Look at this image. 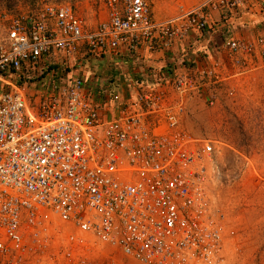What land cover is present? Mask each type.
<instances>
[{
	"label": "built area",
	"instance_id": "obj_1",
	"mask_svg": "<svg viewBox=\"0 0 264 264\" xmlns=\"http://www.w3.org/2000/svg\"><path fill=\"white\" fill-rule=\"evenodd\" d=\"M105 1L107 17L93 27L69 5L44 3L10 15L0 34V264H115L116 252L139 264H216L221 229L208 188L217 142L188 135L182 118L189 100L213 107L217 95H235L264 63V34L228 39L224 62L206 69L169 63L125 101L114 80L93 89L69 60L168 49L211 31L212 12L222 22L248 0H205L164 21L147 0ZM108 107L119 109L108 116Z\"/></svg>",
	"mask_w": 264,
	"mask_h": 264
},
{
	"label": "rangeland",
	"instance_id": "obj_2",
	"mask_svg": "<svg viewBox=\"0 0 264 264\" xmlns=\"http://www.w3.org/2000/svg\"><path fill=\"white\" fill-rule=\"evenodd\" d=\"M44 3L71 6L88 27L107 17L105 0H0V34L10 15L36 14ZM259 74L255 80L254 75L243 79L234 87L235 95L213 109L217 124H209L212 112L205 104L202 125L182 120L191 137L217 142L219 174L212 176L208 188L213 218L221 229L216 264H264V70ZM229 85L233 87V82ZM111 253L106 247L98 255L105 258ZM114 258L115 264H139L117 252Z\"/></svg>",
	"mask_w": 264,
	"mask_h": 264
},
{
	"label": "crops",
	"instance_id": "obj_3",
	"mask_svg": "<svg viewBox=\"0 0 264 264\" xmlns=\"http://www.w3.org/2000/svg\"><path fill=\"white\" fill-rule=\"evenodd\" d=\"M204 1L147 0V4L152 19L164 21L190 11L200 6ZM105 11L107 12L106 8ZM98 18H100V15H98ZM219 19H221V15L217 12H212L209 20L215 27L209 31L210 33L208 32L209 34L202 35L191 32L182 42L174 43L168 49L150 50L145 44L133 54H128L123 49H119L111 54L97 56L92 54L84 56L82 53L72 57L69 60L68 67H70V72L76 75L78 63H80L79 72L91 77L89 78V85L93 89L95 87L100 88V83L108 78L114 80L116 85H113V88L120 94L122 100L128 101L135 96L133 84L136 81L153 80L165 72V67L169 63L173 62L176 64L180 68V71L189 69L190 67L197 70L206 69L214 61L224 62V51L222 49L228 39L235 38L243 41H253L259 35L264 34V0H248V4L241 11L235 12L234 15L225 21L219 22ZM96 23L97 21H94L92 26ZM225 31L228 33L227 36ZM185 55L186 57L184 58ZM263 70L264 63L260 61L258 68L248 75V77L250 78L254 75L253 79L255 80V78L261 76L259 73ZM227 72V70H222L224 74ZM95 80L99 81L98 86ZM89 90H91L90 87ZM222 94L217 95L216 104L213 108L207 107L212 112V117L208 120L210 125L217 124L218 122V119H214L215 111L213 109L216 110V108L223 106L228 100ZM204 104L202 96L187 101V110L182 118L183 123L187 124L192 119L197 125H202L203 120H205L201 113L204 111ZM115 107H108L105 110L106 115H115V112L119 109ZM231 149L234 151L233 148Z\"/></svg>",
	"mask_w": 264,
	"mask_h": 264
},
{
	"label": "trees",
	"instance_id": "obj_4",
	"mask_svg": "<svg viewBox=\"0 0 264 264\" xmlns=\"http://www.w3.org/2000/svg\"><path fill=\"white\" fill-rule=\"evenodd\" d=\"M3 1H4V0H3ZM29 1H30V3H33L34 0H29ZM185 57H186V55L184 56V58H185Z\"/></svg>",
	"mask_w": 264,
	"mask_h": 264
}]
</instances>
